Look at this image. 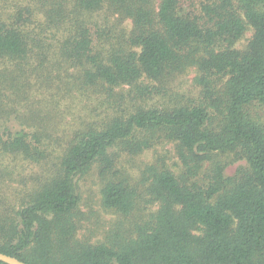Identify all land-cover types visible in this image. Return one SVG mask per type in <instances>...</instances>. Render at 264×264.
I'll return each mask as SVG.
<instances>
[{"label": "trees", "instance_id": "16d2710c", "mask_svg": "<svg viewBox=\"0 0 264 264\" xmlns=\"http://www.w3.org/2000/svg\"><path fill=\"white\" fill-rule=\"evenodd\" d=\"M152 2L44 0L40 12L26 7L12 15L0 7V63L16 65L13 89L34 59L72 70L97 91L128 87L146 97L156 88L144 81L165 85L189 68L201 89L194 103L137 109L79 133L17 219L0 220L1 254L25 264H264V130L245 111L264 108V0H199L195 12L179 0H160L157 8ZM93 16L101 21L91 23ZM115 16L130 29L117 30ZM248 28V44L235 49ZM7 136L1 152L39 163L38 135L33 143L27 134ZM164 142L175 146L184 172L145 169L141 185L159 205L151 220L116 224L104 243L75 240L77 180L95 168L105 180L102 207L127 219L141 198L116 170L118 155ZM219 157L243 165L225 177Z\"/></svg>", "mask_w": 264, "mask_h": 264}, {"label": "rangeland", "instance_id": "374dc122", "mask_svg": "<svg viewBox=\"0 0 264 264\" xmlns=\"http://www.w3.org/2000/svg\"><path fill=\"white\" fill-rule=\"evenodd\" d=\"M158 2L160 0H153L155 8ZM179 2L186 11L195 12L199 7V0ZM0 7L4 15H12L19 8L26 7L40 12L47 5L44 0H2ZM89 21L92 23L101 20L93 16ZM118 21L122 20L115 16L110 23L116 25L117 30L130 29L129 20L122 21L121 27ZM89 27L93 34V26ZM251 36L252 30L248 28L235 49L243 50ZM15 67V64L0 63V80H7V84L0 88V137L6 139L8 134L14 137L27 134L26 140L33 143L31 137L36 134L41 139L43 157L37 163L34 159L0 151V220L5 222L17 219V212L30 199L33 189L53 175L64 150L79 133L87 129H103L112 119L127 117L137 109L163 110L175 103L191 104L200 98L201 89L196 83L198 75L194 68L176 75L165 85L144 81V86L155 87L156 90L149 96L141 97L128 87L112 92L85 87L80 81L77 82L72 70L67 72L63 68L57 69L49 62L41 65L36 59L29 62L26 75L19 77V84L13 89L9 81L16 73ZM245 111L264 130V108L251 104ZM214 161L225 163V177H232L237 168L243 165L242 162H233L230 157H219ZM152 165L175 176L184 172L172 143L164 142L137 156L122 152L118 155L116 170L122 175V179H127V185L141 198L137 200V211L127 219L102 207L101 188L105 180L100 179L95 168L88 175L79 178L77 188L80 204L74 216L77 225L75 240L89 245L104 243L106 234L116 224L127 227L128 224H142L151 220L159 205L151 202L146 186L141 184L145 169ZM208 166L204 165V171ZM204 171L200 174V179L204 177ZM194 234L200 235L201 232L195 231Z\"/></svg>", "mask_w": 264, "mask_h": 264}, {"label": "water", "instance_id": "95a60500", "mask_svg": "<svg viewBox=\"0 0 264 264\" xmlns=\"http://www.w3.org/2000/svg\"><path fill=\"white\" fill-rule=\"evenodd\" d=\"M0 263L2 264H25L14 257H10L0 253Z\"/></svg>", "mask_w": 264, "mask_h": 264}]
</instances>
